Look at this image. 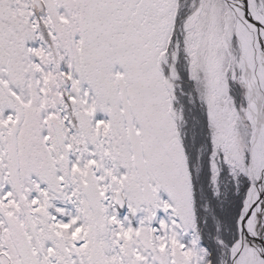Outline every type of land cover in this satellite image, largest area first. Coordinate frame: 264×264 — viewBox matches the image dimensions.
I'll list each match as a JSON object with an SVG mask.
<instances>
[{
    "label": "snow or ice",
    "instance_id": "1",
    "mask_svg": "<svg viewBox=\"0 0 264 264\" xmlns=\"http://www.w3.org/2000/svg\"><path fill=\"white\" fill-rule=\"evenodd\" d=\"M0 264H264V0H0Z\"/></svg>",
    "mask_w": 264,
    "mask_h": 264
}]
</instances>
